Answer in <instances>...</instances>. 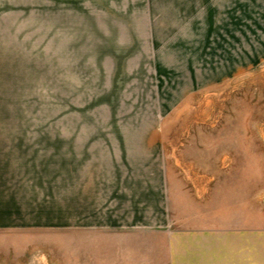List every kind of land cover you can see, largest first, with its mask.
<instances>
[{
	"label": "rangeland",
	"instance_id": "374dc122",
	"mask_svg": "<svg viewBox=\"0 0 264 264\" xmlns=\"http://www.w3.org/2000/svg\"><path fill=\"white\" fill-rule=\"evenodd\" d=\"M0 264H264V0H0Z\"/></svg>",
	"mask_w": 264,
	"mask_h": 264
}]
</instances>
